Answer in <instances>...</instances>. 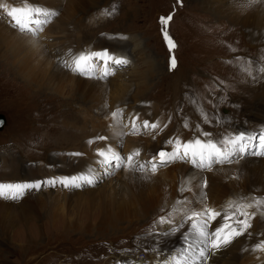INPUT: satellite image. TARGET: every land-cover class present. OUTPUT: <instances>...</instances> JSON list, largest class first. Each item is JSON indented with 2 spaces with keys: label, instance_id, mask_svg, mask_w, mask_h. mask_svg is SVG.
Segmentation results:
<instances>
[{
  "label": "rangeland",
  "instance_id": "obj_1",
  "mask_svg": "<svg viewBox=\"0 0 264 264\" xmlns=\"http://www.w3.org/2000/svg\"><path fill=\"white\" fill-rule=\"evenodd\" d=\"M29 1L38 5H30L26 0H0L3 13L12 6L25 9L39 7L53 13L43 29L33 35L20 33L18 29H14L9 17L6 14L2 16L0 11V30L15 33L23 42L20 49L11 43L13 49L18 50L16 59L8 56L4 57L5 60L0 58V115H3L6 121V127L0 132V144L7 146L0 149V180L6 178L7 181L13 180L11 181L13 183L14 181L33 182L40 178L51 177L53 171L54 178L90 174L95 177L98 175V181L93 186L70 190L56 186L49 189L45 185L43 188L47 189L32 191L26 196L22 194L18 199L0 200V259L6 257L9 264H110L118 258L128 259L130 253L135 254L136 251L143 250L142 248L149 249L151 251L149 257L154 259L156 254L160 253L159 246L164 245L167 250L175 248V246L168 247L174 240H163L162 237L166 232H171V229H176L177 232L185 230L189 224L183 216L187 218L193 211H201L204 207L227 212L229 207L242 206L243 204L238 203L236 199L242 197L247 199L248 194L253 199L254 206L243 210L249 214L255 213L254 218L251 219V225L254 227L249 233H258L264 237V155L245 154L241 158H235L231 163L216 166L215 169L219 168L221 173L223 172L219 177L218 185L205 186L207 180H204L201 184L198 183L197 193L190 192L178 180L180 171L190 168L187 164L170 163L166 167H159L155 173H152L149 167L143 171V174L148 176L144 189L140 190L141 195L146 194L141 198L147 201L144 205L142 201L141 203L134 201L137 204L134 209L135 205L132 201L134 189L130 183L135 182L126 183V181L131 175L141 173L128 169V153L124 152L125 144L146 143L149 135L155 133L152 131L138 134V130L131 133L130 121L133 115L129 112L135 107L156 113L154 117L160 127L163 125L164 116L172 112L168 119L171 121L175 119L173 116L176 111L177 113L184 111L185 117L192 121L191 126L183 123L184 131L179 133L170 129L168 122L163 132L177 133L185 138L194 133L203 135L207 132L210 138L218 136L222 140L237 135L236 131L239 128L245 129L241 128L247 127L248 124L247 112L243 111L245 110L243 106L254 102L255 97H260L258 92L261 90L255 85V81L259 79L263 81L262 76L264 77V71H261L264 68V29L261 16L251 13L246 17L251 28L256 31L261 30L258 33L259 40L254 43L249 41L248 35L244 32L246 29L239 28L240 26L233 29L230 25L225 27L230 24L227 20L217 12L211 17L206 13V7L200 6L197 0H182V4H177L176 0H171V4L169 0ZM169 14L173 19L168 25V34L176 45L171 53L176 59V67L172 69L173 71L169 70L170 53L161 35L159 23L161 16ZM69 35L71 42L63 43L58 48L68 46L72 49L74 47L72 45L80 37L81 41L77 43L81 49L84 47V53L108 50L116 57L122 56L128 62L132 61L129 67H117L119 70L116 73L110 66L109 75L103 79L100 78L104 71L103 62L98 61L99 66L95 68L94 75L90 74L92 78L83 79L101 82L111 93L98 92L82 97L85 102L83 106H77L78 103L74 102V99L80 98L73 94L71 87H64L68 84L64 79L57 80L60 82L54 90L51 86L47 87L46 83L42 84L45 79L41 72L44 74L45 72L41 70L39 72L38 67H35L41 59L38 57L41 56L38 52L29 53L42 51L43 56H46V62L53 61L56 52L51 47L56 48L60 44V39L65 41ZM117 35H127L128 38H117ZM27 41H30L29 45ZM5 42L7 41L3 43ZM80 48L77 51L81 50ZM69 50V48L65 50L66 52L63 50L64 57L71 56V53L66 54ZM26 56L31 58L27 59ZM24 59L30 66L25 65L18 69V65ZM63 61L71 65L70 58H64ZM61 69L69 76L86 77L63 65ZM17 72H19L18 76ZM22 72L32 73L31 78H25ZM242 89H245V92ZM116 93L120 97L112 106L110 98L116 96ZM58 97L69 102L66 104L63 102L65 104L63 105L56 99ZM142 101L151 102L154 106L149 111L138 105ZM60 103L62 105L58 108ZM116 110H120L121 115L114 119L112 113ZM162 110L165 112L162 113ZM224 110L227 113L223 114ZM230 112L235 115L236 120L228 116ZM107 113L114 119L111 124L108 122ZM251 123L257 125L260 122ZM121 125L125 129H121ZM221 128H224L223 131ZM92 130L108 139L96 143L92 139L95 136L90 134ZM261 130L264 131V128ZM261 130L252 127L247 129L250 143L256 144L257 137L252 133L258 131L262 133ZM230 132L232 134L226 136ZM161 134L157 133L155 136ZM75 135L80 139H76ZM169 135L171 136L168 133ZM89 141H92L93 146ZM160 146L164 145L160 144ZM118 147L124 153L125 168H104L96 172L95 163L102 159L96 153L100 149L108 148L117 152ZM154 151L150 155H153ZM74 152L81 155L73 156ZM261 152H264V149L259 151ZM6 153L7 155H4ZM19 153L23 156L22 159H18ZM62 157L78 158L80 161L74 163L72 170H69L67 165L64 171H59L55 162ZM247 159L251 165L245 169V176H250V179L237 178L238 181L234 175L238 173L237 168H240V163ZM12 160L19 171L14 174L15 178L10 174V168L6 167L11 165ZM84 166L88 169L75 174ZM169 180L172 181L169 183L175 186L174 189L168 184ZM255 198H260L261 202H256ZM141 205L144 206L145 211L140 212ZM109 210L111 213L108 212ZM191 210L192 212L189 213ZM109 216L111 219L108 218ZM162 216L170 222L159 223V218ZM195 219L199 218L193 217L191 220ZM196 222L198 223V220ZM188 234L198 239L197 230L192 228ZM179 252H176L177 255ZM190 253L192 258H197L192 255V250ZM187 259L190 262L189 256ZM152 262L151 259L147 261L148 264ZM174 262L172 258L170 264H177ZM207 264L211 263L207 262Z\"/></svg>",
  "mask_w": 264,
  "mask_h": 264
},
{
  "label": "bare ground",
  "instance_id": "obj_2",
  "mask_svg": "<svg viewBox=\"0 0 264 264\" xmlns=\"http://www.w3.org/2000/svg\"><path fill=\"white\" fill-rule=\"evenodd\" d=\"M197 3H200V6L203 5L204 7H206L205 11L207 14H209L211 17L214 15L215 12H217V14L219 16H221L222 18H224V20H227V23L229 22L230 24L228 25H225L226 26H231L233 27V29L235 27H238L240 26L239 28H242V29H246L245 34L248 35V39L250 42H257L260 38V34H258L261 30H255L254 28H251V26H249L248 24V21L246 19L247 15L251 14V13H254V14H257L259 16H261V20H262V26H263V29H264V0H257V2H253V0H197L196 1ZM71 3V2H70ZM202 6V7H203ZM72 10V9H71ZM72 11H70L71 13ZM85 15V13L83 14ZM209 17V16H208ZM61 18V17H60ZM70 19V18H69ZM211 19V18H210ZM213 20V19H212ZM211 20V21H212ZM219 21V20H218ZM62 23V22H61ZM71 26V25H70ZM60 28V27H59ZM3 29V27H2ZM7 29V28H6ZM54 29V28H53ZM61 29H59L60 31ZM64 30V29H63ZM240 30V29H239ZM73 31V30H71ZM243 31V30H242ZM63 32V31H62ZM264 32V30H263ZM66 33V32H65ZM241 33V32H240ZM60 34V32H59ZM63 34V33H62ZM68 34H66L67 36ZM25 39V38H24ZM65 39V38H64ZM247 39V40H248ZM7 41L5 43H3L4 41ZM11 40H14V41H11ZM79 40L81 41V38H77L76 41L79 42ZM83 41V40H82ZM10 42V43H9ZM25 42V41H24ZM71 42V35H69L66 40L64 41L63 39H60V44L54 48V46L51 47V49L53 51H55V55L53 57V61H48L46 62V59L45 57L43 56L44 53L42 51H34V52H29V53H36L38 52V54L41 56V57H38L39 62L36 63L37 66L35 67H38V71L40 72L41 71H44L45 74L43 72L42 73V76L44 77L45 81L42 83H46L47 84V87L50 88V86L53 88H57V84L60 82V81H57L59 78H62L65 80V82L68 84H66L64 87L68 88V87H71V89L73 90V94L75 93V95H78L80 99L76 98L74 99V102H77L78 105L77 106H83L84 105V100H82V97H86L88 95H91V94H98V92L100 93H109L110 91H108L105 87H103V85L101 84V82H94V81H89V80H85L83 79V77L80 78L75 76V75H67L65 74V72L61 69V62L63 61V59H67V58H70V62L72 64V61L74 59L76 55V53L78 52L77 49H79L80 47L78 46L79 43H74L72 46H74L72 49L71 47H68V46H64L62 49L61 48H58L59 46H61L63 43H70ZM18 47V49H20L21 47V44H23V42L20 40V37L18 35H16L15 33H12L10 31H5V30H0V52L2 53V55H0V58H4L5 56H8L9 58L11 59H16V51H18L16 48L15 50L13 49L14 46ZM262 43V42H261ZM27 44L29 45L30 44V41H27ZM89 43H87L88 45ZM25 45V44H24ZM81 45V44H80ZM86 46V45H85ZM262 46V44H261ZM26 47V46H25ZM31 48V47H30ZM69 48L70 50L66 53L68 55V53H71V56L70 57H64L65 53L64 51ZM25 49V48H24ZM61 49V50H59ZM74 49V50H73ZM81 49V48H80ZM42 50V49H40ZM64 50V51H63ZM45 51V50H44ZM74 51V52H73ZM66 52V51H65ZM18 55V54H17ZM48 55V54H47ZM63 55V56H62ZM70 55V54H69ZM73 55V56H72ZM210 55V54H209ZM254 55V54H253ZM262 57V55H260ZM264 56V55H263ZM7 57V58H8ZM44 57V58H43ZM56 57V59H55ZM27 59H30L31 56L27 57ZM221 58V57H220ZM260 58V57H259ZM5 60V58H4ZM20 60V59H19ZM3 61V60H2ZM7 61V60H6ZM6 64V63H5ZM13 64V63H11ZM16 65V64H15ZM29 67L30 65L28 64V61L26 59H24L19 65H18V69L21 68V67ZM74 66V65H73ZM34 67V66H33ZM252 68L249 67V69ZM37 69V68H36ZM32 70V69H31ZM34 70V69H33ZM248 70V69H247ZM251 70V69H250ZM23 71V69H22ZM173 71V70H172ZM246 71V70H245ZM244 71V72H245ZM26 72V71H24ZM22 72L23 76L25 78H31L32 76V73H29V74H26ZM29 72V71H28ZM176 72V71H175ZM243 72V73H244ZM255 72V71H254ZM17 76L19 75V72H17ZM34 73V72H33ZM36 73V72H35ZM171 73V72H170ZM241 73V72H240ZM3 74V73H2ZM248 75V74H247ZM246 75V76H247ZM258 75V74H257ZM4 77V76H3ZM16 77V76H15ZM42 77V78H43ZM167 77V76H166ZM257 77V76H256ZM38 78V77H37ZM41 78V79H42ZM89 78V77H87ZM92 78V77H91ZM89 78V79H91ZM174 78V77H173ZM22 79V77H21ZM136 79V78H135ZM169 79V78H167ZM262 79H259V80H256L255 81V85L258 86V88L262 91L258 92V96L260 97H255L254 98V102H251L244 107L245 112H247V120L246 122H248L247 124V129L252 127V128H255V129H260L261 128H264V124H260V123H263L264 122V77L262 76ZM23 81V79H22ZM25 81V80H24ZM28 81V80H27ZM137 81V79H136ZM169 81V80H168ZM163 82V81H162ZM131 83V82H130ZM144 83V82H143ZM239 83V82H238ZM252 85V84H251ZM125 86V85H124ZM113 87V86H112ZM245 87V86H244ZM120 88V87H119ZM243 88V87H242ZM252 86L250 87V90H251ZM255 88V86H254ZM127 89V88H126ZM135 89V88H134ZM139 89V88H138ZM246 89V88H245ZM245 89H242L243 92H245ZM257 89V87H256ZM255 90V89H254ZM116 91V90H115ZM123 91V90H122ZM129 91V90H128ZM117 92V91H116ZM119 92V91H118ZM127 92V91H126ZM257 92V91H256ZM111 93V92H110ZM56 94V93H55ZM125 94V93H124ZM229 94V93H228ZM253 94V93H252ZM56 96V95H55ZM111 96V94H110ZM135 96V95H134ZM142 96V94H141ZM57 97V96H56ZM109 97V95H108ZM120 96L118 95V93H116V96H113L112 98H110L112 100V106H114L113 102L115 100H117ZM122 97V96H121ZM73 98V97H72ZM72 98H71V101H72ZM123 98V97H122ZM230 98V97H229ZM58 99L60 102H66L68 103L69 101L66 99V100H61L59 97L56 98ZM138 99V98H137ZM126 101V100H125ZM125 101H123V103H125ZM135 101V100H134ZM118 102V101H117ZM245 102V101H244ZM33 104H37L35 102H33ZM60 103V105H58V108L62 105ZM63 104V105H65ZM246 104V103H245ZM56 105V104H55ZM53 106V105H52ZM49 107V106H48ZM104 108V107H102ZM60 110V109H58ZM86 110V109H84ZM54 111V110H53ZM57 111V110H56ZM142 111V112H141ZM191 111H194V110H191ZM152 112V111H151ZM57 113V112H56ZM154 115H150L151 113L146 111V110H143V109H139V108H134V110H131V112H129V114H132V115H135V114H139V117L140 119H146V118H149V117H154L156 115V113L152 112ZM84 114V113H83ZM108 115V122L109 124H111V122L114 121V119L109 115V113H107ZM141 115H143V117H141ZM194 115V114H193ZM210 115V114H209ZM240 115V114H239ZM252 115L254 116L252 118ZM81 116V115H80ZM195 116V115H194ZM214 116V115H213ZM212 116V117H213ZM230 116L231 118H235V115L233 113L230 112V114L228 115ZM72 117V116H71ZM89 117V116H88ZM104 117V115H103ZM202 117V116H201ZM209 117V116H208ZM155 118V117H154ZM195 118V117H194ZM200 118V117H199ZM90 120V119H89ZM107 120V119H106ZM210 120V119H209ZM213 120V119H212ZM236 120V118H235ZM92 121V120H91ZM244 121V120H243ZM260 122L259 124L255 125L251 122ZM90 122V121H89ZM94 122H95V119H94ZM105 123V122H104ZM214 123V122H213ZM93 124V123H91ZM227 124V123H225ZM233 124V123H231ZM81 125V124H80ZM210 125V124H209ZM217 125V123H216ZM84 126V125H83ZM82 126V127H83ZM222 126V125H221ZM212 127V126H211ZM228 127V126H227ZM113 128V127H112ZM220 128V127H219ZM222 129V128H221ZM224 129V128H223ZM223 129L221 131H223ZM217 130V129H216ZM101 131V130H100ZM240 131V130H239ZM136 132V131H135ZM132 131L131 129V133H135ZM179 132V131H178ZM89 133V132H88ZM103 133V132H101ZM163 132L160 136H157L155 138H152L149 137L147 138V142L146 143H130L129 145H126L125 144V148H124V152L126 153H131V152H135L137 150H139L140 152V157H139V160L143 161V160H148L150 159L151 157H153L155 154L153 155H150L156 148L159 147L160 144H163L164 142V138H168L171 139L169 136H168V133L171 134H177V133H171V132ZM183 133V132H181ZM220 133V132H219ZM239 133V132H238ZM90 134L92 136H99L96 134V132H94V130H92L90 132ZM214 134V133H213ZM85 135V134H83ZM178 135V134H177ZM231 134H226V136H229ZM76 139H80L79 137H77L76 135L74 136ZM85 137V136H84ZM93 140L95 138H92ZM91 139V140H92ZM152 140V141H151ZM98 142H100V140H96ZM129 141V140H128ZM127 141V142H128ZM219 141V140H218ZM154 142V143H152ZM95 143V144H96ZM92 144L93 146V143H90ZM94 144V145H95ZM84 147V146H83ZM82 147V148H83ZM91 147V146H89ZM116 150V149H115ZM98 157V156H96ZM5 161V160H4ZM14 160H12L11 165H8L6 167L10 168V174L11 175H14L16 174L17 172H19L17 170V168H15V163L13 162ZM76 161H80V159L78 158H67V157H62V158H59L56 160L55 164L57 165V169L59 171H64L66 166L68 165L69 167V170H72V166L74 165V163ZM254 161V160H253ZM6 164V163H5ZM251 165V162H249V160H243L241 163H240V168H237L238 169V173H236L234 175V178H243V177H246L245 176V169L247 168V166H250ZM262 165V164H261ZM252 167V166H251ZM250 167V168H251ZM263 168V167H262ZM85 169H88L87 166H84L83 169L75 172L78 173L80 171H84ZM235 169V168H234ZM256 169V168H255ZM259 169V168H258ZM205 172H200L198 170H195L193 169L192 167L190 168H185V169H182L180 171V177L178 178V180L180 181V183L185 187L187 188L190 192H194L196 191V193L198 192L199 190V185L198 183H202L204 180H207L206 182V186H216L218 185V180L219 177L222 175L221 173V170L219 168H216L215 167H211L208 171L204 170ZM250 171V170H249ZM137 173H141L139 175L137 174H133L130 176L129 180L126 181V183H130V181H134L135 183H130V185H132V188L134 189V191L132 192L133 195H132V201H133V204L135 205L134 209H136L137 207V204L135 202H140L141 201L143 202V205L144 203H146L145 200H143L141 197H145L146 194L144 195H141V189H144L145 187V180H147V176L148 175H144L143 172H140V171H136ZM261 172V171H260ZM226 173V172H225ZM249 173V172H248ZM256 173V172H255ZM73 174V173H72ZM122 174V173H121ZM224 175V174H223ZM232 175V174H231ZM237 175V176H236ZM250 177V176H249ZM249 177H246L248 179H250ZM13 178H15V175L13 176ZM174 178V177H172ZM263 178V177H262ZM123 179V177H122ZM230 179V178H229ZM232 179V178H231ZM16 180V179H14ZM167 180V179H166ZM238 180V179H237ZM258 180V179H257ZM264 180V179H263ZM9 181V180H8ZM10 181H13V180H10ZM171 180L168 181V184H171L172 186V183H169ZM173 181V179H172ZM171 181V182H172ZM175 181V180H174ZM179 181H177L179 183ZM239 181V180H238ZM241 181V179H240ZM148 182V181H147ZM176 182V181H175ZM222 182V181H221ZM248 182V180H247ZM14 183H21V182H17V181H14ZM151 184H153L152 182H150ZM161 183V181H160ZM223 183V182H222ZM221 183V184H222ZM250 183V182H248ZM175 184V183H174ZM156 185V184H155ZM180 185V184H179ZM169 186V185H168ZM252 186V185H251ZM173 189L175 186H172ZM171 187V189H172ZM220 187V186H219ZM253 187V186H252ZM149 188V187H148ZM208 188V187H207ZM217 188V187H216ZM241 188V187H240ZM244 188V187H243ZM263 188V187H262ZM152 189V188H151ZM177 189V188H176ZM183 189V188H182ZM181 189V190H182ZM242 189V188H241ZM250 189V188H249ZM258 189V188H257ZM180 190V192H182ZM150 191V190H149ZM176 191V190H175ZM224 191V190H223ZM171 192V190H170ZM169 192V193H170ZM217 192V191H216ZM219 192V191H218ZM225 192V191H224ZM245 192V191H244ZM250 192V191H249ZM152 193V192H151ZM195 193V192H194ZM194 193H191V194H194ZM210 193V192H209ZM213 193V192H212ZM221 193V192H220ZM232 193V192H231ZM246 193V192H245ZM172 194V193H171ZM182 194V193H180ZM188 194V193H186ZM199 194V193H198ZM196 194V195H198ZM208 194V193H207ZM216 194V193H215ZM223 194V193H222ZM226 194V193H225ZM228 194V193H227ZM230 194V193H229ZM240 194V193H239ZM136 195V196H135ZM158 195V193H157ZM195 195V197H196ZM210 195V194H209ZM208 195V196H209ZM218 196L220 194H217ZM152 196V195H150ZM173 196V194H172ZM185 196V194H184ZM202 196V195H201ZM212 196V194H211ZM217 196V197H218ZM222 196V195H221ZM170 197V196H169ZM200 197V196H198ZM216 197V196H214ZM181 198V197H180ZM189 198V197H188ZM197 198V197H196ZM195 198V199H196ZM219 198V197H218ZM139 199V201H138ZM174 199V198H173ZM186 199V198H184ZM213 199V198H212ZM217 199V198H216ZM215 199V201H216ZM221 199V198H220ZM166 200V198L164 199ZM169 200V198H168ZM191 200V199H190ZM222 200V199H221ZM135 201V202H134ZM156 201V200H155ZM185 201V200H184ZM220 201V200H219ZM194 202V201H193ZM201 202V201H200ZM212 202V201H211ZM166 203V202H165ZM169 203V202H168ZM167 203V204H168ZM214 203V201H213ZM166 204V205H167ZM170 204H172V202H170ZM141 205L140 206V212L141 211H145V208L144 206ZM177 206V205H176ZM196 207V206H195ZM194 209V208H192ZM196 209V208H195ZM109 213H111V210L108 211ZM108 218L111 219V217L109 216ZM220 220H222L221 218H217V220L215 221H212V226H215ZM177 221V220H176ZM95 224V223H94ZM73 229V227H71ZM192 227L191 226H188L186 227L185 230H183L184 232H189V230H191ZM80 230V229H78ZM182 232V231H181ZM169 234H171V232L168 231ZM164 235L162 237L163 240H174L170 245H168L169 248H172L173 246H177V245H180V242L179 241H176V237L172 234V235ZM248 235V234H247ZM251 233H249V236L243 238L242 236L241 237H238L237 239H235L227 248L225 249H220L219 251H216L214 254H212L210 257H208V260L207 262L211 263V264H264V251H251L252 247L254 245H256L257 243L261 242V241H257V240H254L253 237H251ZM171 236V237H170ZM198 239H196L195 237H192L191 239V244L189 246V249L192 250V252H194L196 249H201L203 247V237L201 236H197ZM160 239V238H159ZM158 239V240H159ZM162 240V241H163ZM150 242V241H149ZM145 243V242H144ZM148 246V245H147ZM151 246V244H150ZM150 246L148 248H150ZM231 246V247H230ZM230 247V248H229ZM229 248V249H228ZM154 254V253H153ZM152 254V257L154 256ZM184 253L183 252H179L178 255H183ZM158 254H156L157 256ZM197 256V255H195ZM6 257H1L0 259V264H9L8 262V259H5ZM212 258V259H210ZM179 259H182V260H179L181 262H186V258L184 257H180ZM197 259H198V256H197ZM153 260H155L154 262H152ZM153 260H151V264H154V263H157V264H170V260H168L167 258L165 259H162V262L161 263H158L156 261V258H154ZM188 261V259H187ZM199 261V259H198ZM195 263V262H194ZM177 264H179L177 262Z\"/></svg>",
  "mask_w": 264,
  "mask_h": 264
},
{
  "label": "snow or ice",
  "instance_id": "obj_3",
  "mask_svg": "<svg viewBox=\"0 0 264 264\" xmlns=\"http://www.w3.org/2000/svg\"><path fill=\"white\" fill-rule=\"evenodd\" d=\"M177 4H182V0H176ZM257 2V0H253ZM7 16L10 18L11 26L14 29H18L20 33L37 34L48 23L49 17L53 15L51 12H46L39 7L30 8H18L12 6L7 11ZM173 16H161L159 18L160 31L164 39V42L169 50V70L176 67V59L171 55L173 49L176 47L173 39L169 36L167 26L172 21ZM97 61L103 62L104 71L101 75V79L106 78L109 75L108 68L110 66L120 67L126 65L128 61L123 57H116L108 50H102L100 52L80 53L75 56L72 64L65 62L63 66L70 68L71 71L91 78L90 74L95 73V68L99 65ZM74 65V66H73ZM264 71V68L261 69ZM251 74V73H250ZM121 115L120 110H116L112 113V117L115 119ZM139 114H135L131 118L132 131L137 130L136 121L139 120ZM167 127V125H164ZM151 129L156 132L160 129L159 122H150L145 119L143 121V129ZM205 137L210 134L203 133ZM96 140H106L105 136H97ZM262 144H264V136L260 137ZM92 143V141H89ZM167 145H172L171 151H166L163 148L158 150L153 157L147 161L139 160V150L131 152L127 155V167L129 170L136 172H143L149 167L151 171L155 173L159 167H166L168 164L175 161H188L195 165L199 169L211 168L213 164H226L231 163L237 155L244 154L246 152L245 138L242 134L235 135L234 138H224L221 141H214L211 139L201 140L199 138L195 140H188L181 142L179 138L169 139L166 141ZM253 155H264V152L257 153L252 152ZM73 156H80L81 153H72ZM97 155L102 159L99 161L100 165L107 169H121L124 165V157L119 153L112 151L111 148L100 149ZM109 174V173H106ZM97 182V177L92 176H72L65 178H52L43 182L35 183H9L0 184V197L11 198L13 200L18 199L25 190L36 189L39 190L45 185L55 187L57 184L64 188H80L84 185H94ZM206 186V185H205ZM5 189L8 190L5 193ZM256 202H261L260 198H255ZM254 205L252 203L244 204L237 207L236 212L232 214H223L215 211L212 208L204 207L201 211H193L191 216L187 219L191 220L193 217H198L199 222H194L192 228L198 231L199 236L203 237V247L199 250L198 259L199 264H207L208 257L214 254L216 251L228 246L236 238L244 236L248 229L251 227V219L254 218L255 213H247L243 211V208H251ZM238 213V214H237ZM217 218L223 219L224 223L220 227H216L214 231H206L208 223L217 220ZM170 221L166 217H160L159 223H169ZM171 232H175L176 229H171ZM169 234L168 232L165 235ZM251 251H264V241H261L254 245Z\"/></svg>",
  "mask_w": 264,
  "mask_h": 264
},
{
  "label": "water",
  "instance_id": "obj_4",
  "mask_svg": "<svg viewBox=\"0 0 264 264\" xmlns=\"http://www.w3.org/2000/svg\"><path fill=\"white\" fill-rule=\"evenodd\" d=\"M1 121V120H0ZM0 125H1V123H0Z\"/></svg>",
  "mask_w": 264,
  "mask_h": 264
}]
</instances>
